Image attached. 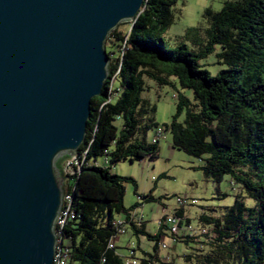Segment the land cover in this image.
Listing matches in <instances>:
<instances>
[{
  "label": "trees",
  "instance_id": "obj_1",
  "mask_svg": "<svg viewBox=\"0 0 264 264\" xmlns=\"http://www.w3.org/2000/svg\"><path fill=\"white\" fill-rule=\"evenodd\" d=\"M176 1L146 0L134 21L120 23L107 38L109 78L102 95L91 99L78 165L73 163L74 172L67 174L64 185L69 195L66 218L57 230L62 255L67 242L66 264H126L120 247H110L120 219L132 235L156 242V253L143 250L139 257L136 245L138 264L175 263L170 256H159L160 242L168 236L164 226L152 234L144 218L134 216L148 196L126 206V183L136 181L111 168L128 158L141 161L159 154L157 143L148 141L149 130L162 126L154 117L157 107L141 96L145 75L163 80V74L176 76L198 100L193 105L189 97H179L173 120L163 125L173 136L172 144L192 156L207 154L202 165L207 177L221 182L229 175L255 200L248 206L238 196L220 217L202 213L200 221L209 233L178 235L176 243L191 246L184 259L188 264H264V0H228L218 11L207 8L209 41L200 51L170 48L162 36L174 23ZM123 23H129L128 30L121 29ZM216 45L222 47L218 56L229 69L212 75L199 59ZM100 156L112 165L99 163ZM179 211L183 225L192 224L183 208Z\"/></svg>",
  "mask_w": 264,
  "mask_h": 264
},
{
  "label": "water",
  "instance_id": "obj_2",
  "mask_svg": "<svg viewBox=\"0 0 264 264\" xmlns=\"http://www.w3.org/2000/svg\"><path fill=\"white\" fill-rule=\"evenodd\" d=\"M146 0H0V264H53L61 157L87 135L110 33Z\"/></svg>",
  "mask_w": 264,
  "mask_h": 264
},
{
  "label": "rangeland",
  "instance_id": "obj_3",
  "mask_svg": "<svg viewBox=\"0 0 264 264\" xmlns=\"http://www.w3.org/2000/svg\"><path fill=\"white\" fill-rule=\"evenodd\" d=\"M225 1L228 0H177L173 7L174 23L162 31L168 47L177 49L187 46L195 51L205 48L209 41L207 28L210 24L204 13L209 7L216 11L222 9ZM120 27L126 31L129 23H123ZM222 50L220 45H216L211 54L199 59L201 67L207 69L212 75L229 69V66L218 56ZM144 79L145 89L141 97L156 105L157 111L154 112V117L162 126L173 120L178 110L179 97H189L193 105L198 104L193 89L182 87L176 76L163 74V80H161L145 75ZM185 114L186 110L182 112L180 121L185 119ZM116 123L119 128H122L121 120H117ZM155 130H149L148 141L150 143L154 139ZM172 140L171 132L164 131L163 136L157 142L159 149L157 157L146 156L141 161H131L128 158L111 167L113 172L120 176L132 177L136 181V184L134 181L126 183V197H124L126 206L135 205L139 196H148L149 200H143L144 204L138 208V212L143 214L147 222L148 232L154 234L158 231L159 219L176 211L179 205L178 199L197 200L196 204L188 203L184 206L185 215L190 217L192 225L196 228L203 225L200 221L202 213L220 217L226 211V207L231 206L238 196H242L248 206L254 205L255 200L249 197L243 185L231 176H225L220 182L205 175L202 165L207 154L203 158L192 156L174 146ZM72 160L73 156L61 157L65 181L69 179L66 172L72 165ZM98 161L105 164V157L100 156ZM105 165L111 166L112 164L109 162ZM151 196L153 197L150 198ZM128 238L129 233L116 240L122 255L130 253L129 249L125 248ZM139 239L142 249L138 251V257L144 254L143 250L156 253L155 240H150L145 235L139 238L135 236L133 241L136 245ZM166 241L169 247L166 249L160 247L158 249L160 256L170 255L174 259V264H188L183 256L191 251V246L189 247L184 242L175 243L171 241V238H166Z\"/></svg>",
  "mask_w": 264,
  "mask_h": 264
},
{
  "label": "built area",
  "instance_id": "obj_4",
  "mask_svg": "<svg viewBox=\"0 0 264 264\" xmlns=\"http://www.w3.org/2000/svg\"><path fill=\"white\" fill-rule=\"evenodd\" d=\"M164 133V127L163 126H158L156 128V132H155V136L154 139L152 140L153 143H157L161 137L163 136ZM76 157L77 154H75L73 156V160L71 161L72 165L69 166L68 170H67V174L73 173L74 169H73V163H76ZM69 195H64V206L63 209H61L60 214L58 216L57 219V223H56V230H57V224L58 222L62 223L63 219L66 218V214H64V209H65V202L67 200ZM178 207L176 209V211L174 213H169L165 216H163L162 218L159 219V226H164L165 230L167 231V237L166 238H171V241L173 240V242L176 243V241L178 240V235H181L183 232L185 233H190V235H198V234H207L209 233V228L208 227H204L201 226L199 228L194 227L192 224H184V215L179 214L180 213V209L184 208V206L188 203L191 204H196L197 200L193 199V200H187V199H178ZM139 209H137L136 211H134V216L137 220L143 219V214L138 212ZM117 224L119 226L118 228V232L116 233V235L112 238V240H110V247H115V245L117 244L116 240H119L121 238L122 235L128 234L130 233L128 230L127 226H124V220L120 219L117 220ZM166 238H164V240L162 242H160L161 247L163 249H166L169 247V243H167ZM125 248L129 249V254L124 255V258L126 259V264H138V260L136 258L133 257V255H135V250H136V244L134 241L132 240H128L127 244L125 245ZM64 264H66V239H65V245H64ZM55 259V257H54Z\"/></svg>",
  "mask_w": 264,
  "mask_h": 264
},
{
  "label": "bare ground",
  "instance_id": "obj_5",
  "mask_svg": "<svg viewBox=\"0 0 264 264\" xmlns=\"http://www.w3.org/2000/svg\"><path fill=\"white\" fill-rule=\"evenodd\" d=\"M56 231L58 233V230H56ZM58 237L60 238L59 233H58ZM59 238L57 240V252H55V255H54L55 259H54L53 264H63V255L61 253L62 251H59V247H60Z\"/></svg>",
  "mask_w": 264,
  "mask_h": 264
},
{
  "label": "crops",
  "instance_id": "obj_6",
  "mask_svg": "<svg viewBox=\"0 0 264 264\" xmlns=\"http://www.w3.org/2000/svg\"><path fill=\"white\" fill-rule=\"evenodd\" d=\"M183 211H184V214L186 213V210H185V208H183ZM128 240H135V236L134 235H132V233H129V238H128ZM127 240V241H128ZM137 243L139 244V246H140V248L142 249V246H141V244H140V239L137 241ZM161 254H160V251H159V256H160ZM167 256H170V255H167ZM161 258L162 257H166V256H160Z\"/></svg>",
  "mask_w": 264,
  "mask_h": 264
}]
</instances>
